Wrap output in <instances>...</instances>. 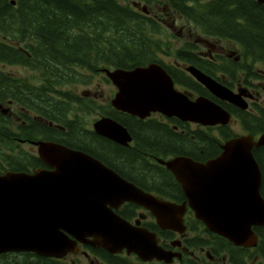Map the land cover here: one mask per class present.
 Segmentation results:
<instances>
[{
	"label": "water",
	"instance_id": "95a60500",
	"mask_svg": "<svg viewBox=\"0 0 264 264\" xmlns=\"http://www.w3.org/2000/svg\"><path fill=\"white\" fill-rule=\"evenodd\" d=\"M264 4V0H258ZM14 3V1H11ZM216 98L245 109L243 92L235 93L194 66L186 68ZM117 88L112 105L141 119L152 112L202 126L226 125L230 112L215 101L194 99L174 87L158 64L105 70ZM97 133L120 144L131 140L111 119L94 124ZM264 146V133L226 139L221 151L205 161L177 155L157 159L180 184L195 217L234 245L254 246L253 227L264 225L261 171L252 149ZM39 155L52 170L0 175V254L32 252L60 258L88 242L109 252L125 250L142 260L170 262L175 256L158 245L157 234L122 218L114 209L132 202L148 209L162 228L182 225L186 204L160 200L144 192L98 159L53 142H40ZM179 230L180 229H176ZM89 238V239H88Z\"/></svg>",
	"mask_w": 264,
	"mask_h": 264
},
{
	"label": "trees",
	"instance_id": "16d2710c",
	"mask_svg": "<svg viewBox=\"0 0 264 264\" xmlns=\"http://www.w3.org/2000/svg\"><path fill=\"white\" fill-rule=\"evenodd\" d=\"M11 1L0 0V32L13 40H18L19 36H28V44L32 43L31 51L42 52L43 54L38 55L39 59L52 58L55 66L79 64L80 57L82 65H89V54L83 53L95 50L104 64L130 69L148 62H159L156 53L164 51V46L166 52L173 51L168 39L164 42L156 37L162 30L156 19L133 10L127 0ZM159 1L165 2L169 10L199 27L206 36L229 39L237 43L245 63L231 62L227 72L235 74L236 71L245 69L246 78L257 77L253 64H264L263 5L255 0ZM193 48L194 44L187 42L181 48L175 49L178 59L183 63L194 64L206 72L210 65L196 59L191 54ZM80 49L82 56L76 54L67 57L63 54L65 51L74 50L78 53ZM7 50L15 51L9 46ZM164 66L177 83L212 98L229 110L241 120L243 129L248 133L264 132V111L261 112V117L241 111L214 98L203 86L193 83L190 77L183 74L178 78L174 77L169 66ZM116 119L128 128L132 142L124 146L105 139L95 140L91 153L127 180L143 188L155 190L161 189V182H167L163 187L170 189H174V185L170 180L171 173L165 167L150 164L153 159L184 155L204 161L220 152L222 140L235 136L227 125L191 127L186 122H177L176 119H139L123 112H118ZM173 124L177 126L176 129ZM213 130H217V136ZM252 152L261 170L260 193L264 198V146L253 148ZM175 185L178 186L177 183ZM254 230L258 235L255 248L264 250V226H256ZM195 243L204 245L206 242L197 239ZM215 243L225 250L227 244L231 246L227 240L217 235ZM0 264L52 263L50 259L34 253L19 252L0 254Z\"/></svg>",
	"mask_w": 264,
	"mask_h": 264
},
{
	"label": "flooded vegetation",
	"instance_id": "af4514ba",
	"mask_svg": "<svg viewBox=\"0 0 264 264\" xmlns=\"http://www.w3.org/2000/svg\"><path fill=\"white\" fill-rule=\"evenodd\" d=\"M146 12L150 16L161 14L156 10V7L148 8ZM163 12L164 16L157 17L156 21L169 26L171 30L175 31V36L182 39L184 27L181 26L176 30L174 25H170L165 20L166 16L171 15L165 9ZM187 33L191 38L195 36V46L191 54L201 62H207L210 65L209 70L204 73L234 91L243 92L246 95L248 106L246 109L236 108L261 117V112L264 111V64H253V67L256 68L253 71L257 74L255 78H246L245 69L239 70L241 77L237 76L238 71L231 74L227 72L230 70V63H237L236 61L240 59L231 53V47L226 46L227 43H233L232 41L205 37L190 29L187 30ZM19 38L20 40L16 42H7V37L0 34V175L6 171L32 173L37 168L52 170L39 155L40 142L57 143L94 158L96 157L90 151L93 148V141L105 139L119 144L94 130V124L98 120L111 119L119 122L116 119L119 111L111 104L116 88L106 101H103L102 95L98 94L101 85L98 77L102 76L101 79L109 81L104 71L106 68L113 69L115 66L104 64L101 57H97L98 53L95 50L83 53L89 54L90 58L87 61L89 65L85 63L82 65V57H80L79 64L70 63L64 67L55 66L52 58L39 59L38 55L43 53L33 52L27 44H24V40L28 36H19ZM80 41H82L81 38ZM99 45L101 44L99 43ZM200 45L205 49H199ZM7 46L14 48L15 51H8ZM78 51V53H75L76 50L65 51L63 54L67 57L76 54L82 56V49ZM186 53L188 52H184V54ZM160 54L172 56L174 60L165 61L159 56ZM157 56L160 62L158 64L168 65L174 77L178 78L180 74H183V76L190 77L196 85L200 84L184 69L189 63L179 60L176 52L167 55L165 51H160L157 52ZM219 59L224 62V68L218 66ZM22 68H27L28 71H24ZM14 69L20 72L16 74ZM85 75L89 77H85ZM82 86H85L86 89L82 90ZM175 87L192 97L200 95L192 88L176 81ZM82 112L86 114L82 115ZM94 113H97L98 117L91 120L90 117ZM148 118H156L161 121L171 119H176L177 122L181 121L160 113H152ZM235 119L243 128L241 120L232 116V120ZM182 122L188 123L191 127L199 126L192 122ZM173 127L177 128L175 124ZM260 133L262 132L257 135ZM157 159H153L150 164L163 166L157 162ZM170 176L174 189L163 187L167 182L160 183V190L143 188L132 183L160 200L178 205L185 203L186 209L181 215L182 225L174 224L175 229L162 228L148 209L132 202L122 203L117 209H114L116 213L127 218L130 222L133 223L139 219L141 227L155 232L158 245L175 254L170 262L154 258L142 260L133 253L127 254L124 250L112 253L88 242H78L75 252L69 251L60 258H45L50 259L52 264H262L264 250L261 248L227 244L228 247L225 250L221 245H217L215 235L200 220L196 219L194 212L188 206L187 198L180 184L172 174ZM176 229H180V231ZM197 239L206 243L197 245L195 243Z\"/></svg>",
	"mask_w": 264,
	"mask_h": 264
},
{
	"label": "rangeland",
	"instance_id": "374dc122",
	"mask_svg": "<svg viewBox=\"0 0 264 264\" xmlns=\"http://www.w3.org/2000/svg\"><path fill=\"white\" fill-rule=\"evenodd\" d=\"M128 3H129V5H131L132 1L130 0V1H128ZM141 4H143V3H141ZM162 5L163 6H166L164 2H161L158 5L156 4L154 6V8L156 7V10L158 12H160L161 9L163 8ZM149 8H152V7H149ZM165 20L170 25H174L176 30H178L181 26L184 27V36H183V39H181V40L178 39L177 37H169L170 36V32L169 31H171V33H174V35H175V31L171 30L167 25H165V27H168L169 28V31H168L169 32V36H166L164 33H160V35H158V37L161 38L162 41H165L166 39H168L169 41H171L172 42V45H173V47L175 49H177L181 44H183L184 41H186V40L187 41H193L195 39V36H193L192 38L188 36V33H187V30L188 29H190L192 31H196V33L199 34V35H203L201 33L199 27L194 26L193 23L191 24V23L186 22L182 17L178 16L177 14L174 15L173 18H171V16H168V17H166ZM9 40H13V39H9L8 38L7 39V42H10ZM226 46L231 47L232 49H234L236 47V44H234V43H231V44L227 43ZM199 49L203 50V49H205V47L200 45L199 46ZM159 56L163 60H165V61H172V60H174V59H172V56H166L164 54H160ZM22 69L24 71H28V70H26L27 68H22ZM14 72L16 74H18V72H20V71H18L17 69H14ZM239 75H241L240 72H239ZM85 77H89V76H86L85 75ZM101 77L102 76H99L98 77V81L101 84L99 86L98 94L99 95H102L103 101H106V100H108L112 96V94H113V92L115 90V87L111 84V82L106 81L104 79H101ZM84 89H86V87L85 86H82V90H84ZM84 114H86V113L85 112H82V115H84ZM97 117H98V114L97 113H94V114H92V116L90 118H91V120H94ZM228 126L235 133L242 134L244 132L243 131V128L241 127V125L239 124L238 120H236V119L235 120H232L228 124ZM213 133H215L216 136L218 135V133H217L216 130H213ZM261 263L264 264V258L261 260Z\"/></svg>",
	"mask_w": 264,
	"mask_h": 264
},
{
	"label": "bare ground",
	"instance_id": "6f19581e",
	"mask_svg": "<svg viewBox=\"0 0 264 264\" xmlns=\"http://www.w3.org/2000/svg\"><path fill=\"white\" fill-rule=\"evenodd\" d=\"M156 56H157V53H156ZM157 58H158V56H157ZM256 63H259V62H255L254 64H256ZM215 157V156H214ZM98 159V158H97ZM99 160V159H98ZM99 161H101V160H99ZM102 162V161H101Z\"/></svg>",
	"mask_w": 264,
	"mask_h": 264
}]
</instances>
